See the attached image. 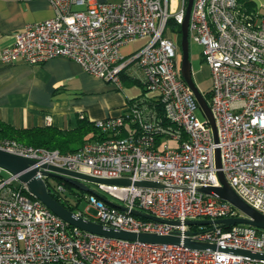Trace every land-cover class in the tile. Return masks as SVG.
Here are the masks:
<instances>
[{"label":"built area","instance_id":"1","mask_svg":"<svg viewBox=\"0 0 264 264\" xmlns=\"http://www.w3.org/2000/svg\"><path fill=\"white\" fill-rule=\"evenodd\" d=\"M48 1L54 16L15 33L12 45L0 52L1 64L39 65L65 57L118 90L122 76L136 80L153 93L155 103L136 100L124 114L95 121L106 140L74 153L11 140L2 141L0 149L33 161L37 178L62 196L66 190L47 182L44 167L131 181L129 186L98 184L101 194L85 197L96 215L88 218L75 209L78 217L117 230L189 238L215 249L122 241L79 230L29 198L26 186H14L18 181L10 176L0 180V264H264L237 254L264 255V230L245 224L227 230L186 225L246 218L229 202L199 191L220 188L218 172L240 200L264 216V18L238 0H193L188 40L202 47L210 71L207 104L215 142L207 119L196 116L200 108L181 77V56L167 26L170 19L182 24L187 0ZM140 39H148L142 48L120 55L121 47ZM145 181L158 186L133 184ZM105 195L127 211L107 204ZM132 210L163 222L134 216Z\"/></svg>","mask_w":264,"mask_h":264},{"label":"crops","instance_id":"2","mask_svg":"<svg viewBox=\"0 0 264 264\" xmlns=\"http://www.w3.org/2000/svg\"><path fill=\"white\" fill-rule=\"evenodd\" d=\"M238 2L260 16L264 12V0ZM53 16L48 0H0V52L12 45L15 33L24 26ZM138 41L124 45L119 53L125 57L134 54L140 49L136 50ZM121 82L118 90L65 57L39 65L0 63V122L17 129L53 127L69 131L83 118L95 122L117 117L126 112L130 102L152 98L136 80L124 75Z\"/></svg>","mask_w":264,"mask_h":264},{"label":"water","instance_id":"3","mask_svg":"<svg viewBox=\"0 0 264 264\" xmlns=\"http://www.w3.org/2000/svg\"><path fill=\"white\" fill-rule=\"evenodd\" d=\"M193 0L186 1V8H185V16L183 19L182 24L180 25V74L184 82L188 85V87L193 91V94L197 100L198 106L202 112H204V116L209 122L213 134H214V141L217 142V135H216V126L213 116L211 114L210 108L205 100L204 96L200 93L198 88L196 87L191 71V62L189 60V40H188V25L189 18H190V11L192 8ZM220 158H219V151L215 153V164L217 168H220ZM34 165V162L22 157H17L11 153H8L2 149H0V168L6 172H8L12 177H16L18 183L23 184L26 186V192L32 198L40 201L44 206H46L53 214L67 223L69 226L77 228L79 230L114 238V239H121L133 242H140L145 244H160V245H174V246H181L196 249V250H204V249H211L214 250L215 246L207 243L195 242L186 238L181 240L178 236H159L156 234L150 233H134L128 232L123 230H117L109 227H105L102 224H98L97 222H93L90 220L83 219L81 217L76 216L73 212L69 211L67 208L62 206L59 202H57L49 193L45 182L39 178H37L36 173L37 169L31 168ZM49 171H42V174L46 177H52L64 181L65 183L72 185L73 187L77 188L82 192H87L89 194H95L94 192L88 190L80 181H89L96 184H104V185H111V186H129L131 181L128 179H116V180H105V179H98L85 174L68 171L64 169L54 168V167H44ZM218 179L221 183L220 188H199V191L203 194L212 196L219 200H223L229 202L234 207L239 209L245 216L240 218H229L223 220H216V221H187L186 225L188 226H217V227H231L238 224H245L249 225L253 228L264 230V216L251 207L246 205L240 198L234 194L233 190L229 187L226 180L223 177V174L218 172ZM134 186L137 187H157L156 183L151 182H135L133 183ZM112 207L118 208L121 211H127L126 208L122 206L115 205L109 201H106ZM131 214L137 217L157 221H160L152 216L143 214L139 211L132 210ZM169 224L177 225L176 222H168ZM193 233L187 232L186 236L189 237ZM221 250V249H220ZM237 254L254 260V261H261L264 262V255L258 254H251L249 252L240 251Z\"/></svg>","mask_w":264,"mask_h":264},{"label":"trees","instance_id":"4","mask_svg":"<svg viewBox=\"0 0 264 264\" xmlns=\"http://www.w3.org/2000/svg\"><path fill=\"white\" fill-rule=\"evenodd\" d=\"M167 26L172 32L180 34V26L172 19L168 21ZM210 95L211 90L203 95L206 101H208ZM134 102L135 101L130 102V104ZM147 102L149 104L155 103L153 99L147 100ZM156 110L159 114H162L163 112L161 105H156ZM106 137V132H101L100 129L95 127L94 122H90L85 118L79 120L76 129L69 131H60L58 129H54L53 127L17 129L0 122V143L5 140H11L23 146L47 150H58L63 154L77 152L84 144L102 141L104 139L106 140ZM56 182L58 185L63 186L68 193L66 192V194L62 196L48 188L50 195L62 206L73 212L78 208L79 202L82 199H85V193L73 192L69 189L67 183L59 179H57ZM26 195L33 199L27 193ZM208 228H211V226H208L207 229ZM221 229L227 230L228 228L223 226Z\"/></svg>","mask_w":264,"mask_h":264},{"label":"rangeland","instance_id":"5","mask_svg":"<svg viewBox=\"0 0 264 264\" xmlns=\"http://www.w3.org/2000/svg\"><path fill=\"white\" fill-rule=\"evenodd\" d=\"M113 1V0H112ZM261 16H264V12H261ZM262 18V17H261ZM169 36L172 37V39L175 40L177 46H178V52L180 53V34H176L174 32H170ZM148 41V39H140L137 42V47L136 50L139 49V47L141 48V46H143L144 44H146ZM202 47L198 44H196L195 42H193L191 39L189 40V60L191 62V71H192V77H193V81L196 85V87L198 88V90L200 91V93L202 95H205L207 92H209L212 88V79L210 76V71L208 66L205 64V62H203L202 60ZM122 57H125L124 55H122V53L120 54ZM146 88H144L145 90ZM146 91V90H145ZM145 94H148V97L153 96V93L150 91H146ZM196 116L200 121H204L205 120V116H204V112H202L200 109L197 110ZM170 145H173V143H169ZM30 147V146H27ZM10 174L4 170H2L1 174H0V180L3 179H8L10 178ZM47 182L51 183V184H57L56 179L55 178H51L48 177L47 178ZM84 187H86L88 190L94 192V193H100L99 189H98V184L93 183V182H89V181H80ZM14 186H17L19 183L18 182H14L12 183ZM68 187L70 190H72L73 192H82L80 190H78L77 188L73 187L72 185L68 184ZM66 190V189H65ZM68 190V188H67ZM67 192V191H66ZM68 193V192H67ZM85 193V196H87L89 193L87 192H82ZM66 194V193H65ZM99 194V195H100ZM102 196V195H100ZM106 196V195H105ZM103 197L105 200L121 206V202L114 200L108 196ZM87 208H89V203L87 202L86 199H82L79 202L78 208L76 210H80L81 212L85 213V217H94L96 215V210H94L93 208H89L87 210Z\"/></svg>","mask_w":264,"mask_h":264},{"label":"bare ground","instance_id":"6","mask_svg":"<svg viewBox=\"0 0 264 264\" xmlns=\"http://www.w3.org/2000/svg\"><path fill=\"white\" fill-rule=\"evenodd\" d=\"M175 2V1H174Z\"/></svg>","mask_w":264,"mask_h":264}]
</instances>
